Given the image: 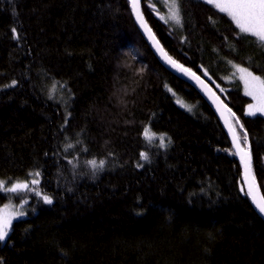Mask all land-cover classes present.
<instances>
[{"label":"trees","instance_id":"trees-1","mask_svg":"<svg viewBox=\"0 0 264 264\" xmlns=\"http://www.w3.org/2000/svg\"><path fill=\"white\" fill-rule=\"evenodd\" d=\"M163 1L142 0L148 26L227 104L264 198V117L245 114L230 67L264 75V42L203 0H178L179 23ZM33 172L51 203L32 197L0 264H264V219L227 134L128 0H0V180Z\"/></svg>","mask_w":264,"mask_h":264},{"label":"water","instance_id":"water-1","mask_svg":"<svg viewBox=\"0 0 264 264\" xmlns=\"http://www.w3.org/2000/svg\"><path fill=\"white\" fill-rule=\"evenodd\" d=\"M128 1L134 21L138 26L139 30L141 31V33L143 34V36L145 37V39L147 40L151 50L153 51L158 61L164 67L170 69L171 71L175 72L176 74L184 78L189 83V85H191L195 90L199 92L203 100L217 115L222 128L224 129L225 133L227 134L230 140L235 155L240 162L242 169L243 183L249 195L250 201L253 207L255 208V210L257 211V213L260 216H262L264 219V214H261L258 208L256 207V204L260 203L264 198L262 196L260 186L252 173L250 149L247 145L245 147L246 149L242 148L236 130L232 126L229 117L230 114L229 107L221 99V97L217 94V92L213 89V87L208 83L206 79H204L196 71H193L179 64L168 55V53L163 48V46L156 38V36L153 34L152 30L150 29V27L148 26L145 20V17L141 9V0H139V3L135 8L132 6L130 0ZM241 156L244 157L243 160L241 159ZM246 164L248 165L247 170L245 167Z\"/></svg>","mask_w":264,"mask_h":264},{"label":"rangeland","instance_id":"rangeland-1","mask_svg":"<svg viewBox=\"0 0 264 264\" xmlns=\"http://www.w3.org/2000/svg\"><path fill=\"white\" fill-rule=\"evenodd\" d=\"M164 1L166 4V8ZM164 1H163L164 6L162 9H166L164 10V13L166 15L171 16L173 11L172 2L171 0H164ZM203 1L208 3L207 0H203ZM208 4L219 10L215 6L216 0H214L213 3H208ZM222 13L226 14L232 20V18L226 12H222ZM231 65L232 66L230 67L233 69V74H234L233 78L239 80L241 84L242 92L248 97V102L245 107V114L249 115L248 113L251 111V112H255V115H262L264 117V111H257V109H264V84L261 83V80H264V75L238 62L237 63L231 62ZM240 69H247V71L251 72L253 76L260 77V80H252L245 72H241ZM215 84L218 85L216 82ZM175 101L180 106H183V108L184 107L187 108L188 106L187 103L178 96H175ZM249 106L252 107L250 108ZM230 116L231 114H229V117ZM249 116H254V115H249ZM144 135L148 140L150 139L152 141H155L160 145L164 143V138H165L164 135L153 133L148 128L145 129ZM30 175H32V178H28L25 181V183H23L28 185L27 188L19 189L17 192H5L3 190H0V217L10 218L11 224L15 219L24 217L26 215L27 208L29 207V201L32 199V197H35L36 199L39 198L40 200L45 201L44 197L46 195H44L41 192L40 188H38L39 187L38 184L40 182V176L37 175L36 172L30 173ZM34 180L38 181V183L34 184L33 183ZM0 181H4V180H0ZM4 182H5V187H11L13 184L22 183V182H14V181H4ZM15 194H19V195L23 194L19 202H17L15 199H12L10 197V195H15ZM4 197L6 200H4ZM47 197L51 200V197L49 196ZM20 213H23V215H20Z\"/></svg>","mask_w":264,"mask_h":264},{"label":"snow or ice","instance_id":"snow-or-ice-1","mask_svg":"<svg viewBox=\"0 0 264 264\" xmlns=\"http://www.w3.org/2000/svg\"><path fill=\"white\" fill-rule=\"evenodd\" d=\"M132 6L135 8L139 0H130ZM172 2V18L176 20L177 23L180 22L179 19V8L178 0H171ZM208 3H213L214 0H207ZM215 6L221 12H226L232 20L235 22L237 28L241 34H247L257 37L261 42H264V0H216ZM15 32V29H13ZM187 71V70H185ZM241 72H245L252 80H260V77L253 76L251 72L247 69H240ZM264 84V80H261ZM250 108L252 106H249ZM257 111H264V109H257ZM249 115H255V112H249ZM143 157V153L141 154ZM243 160L244 157L241 156ZM94 163V162H90ZM103 164V162H101ZM246 170L248 165L246 164ZM39 175V173H37ZM33 183H38V181H33ZM27 184L17 183L13 184L11 187H5V182L0 181V190L5 192H17L19 189L27 188ZM39 194V193H38ZM44 200L46 203H51V200L45 196ZM259 212L264 214V199L260 203L256 204ZM23 215V213H20ZM11 227V219L0 217V241H4L8 236L9 229Z\"/></svg>","mask_w":264,"mask_h":264},{"label":"bare ground","instance_id":"bare-ground-1","mask_svg":"<svg viewBox=\"0 0 264 264\" xmlns=\"http://www.w3.org/2000/svg\"><path fill=\"white\" fill-rule=\"evenodd\" d=\"M141 3H142V0H141ZM243 148V147H242ZM245 149V148H244Z\"/></svg>","mask_w":264,"mask_h":264}]
</instances>
